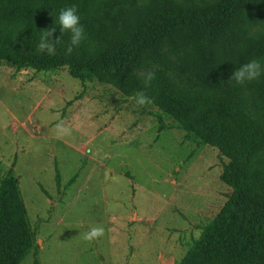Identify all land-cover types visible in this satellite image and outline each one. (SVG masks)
<instances>
[{"label":"rangeland","instance_id":"obj_1","mask_svg":"<svg viewBox=\"0 0 264 264\" xmlns=\"http://www.w3.org/2000/svg\"><path fill=\"white\" fill-rule=\"evenodd\" d=\"M256 26L248 22L243 36ZM172 67L162 49L134 72L172 75ZM57 114L71 136L56 138ZM155 114L151 103L137 106L104 80L81 84L66 67L0 63V176L13 168L37 231L17 264L180 262L231 194L219 178L227 160L184 142L165 117L160 130ZM93 226L105 234L87 243Z\"/></svg>","mask_w":264,"mask_h":264},{"label":"trees","instance_id":"obj_2","mask_svg":"<svg viewBox=\"0 0 264 264\" xmlns=\"http://www.w3.org/2000/svg\"><path fill=\"white\" fill-rule=\"evenodd\" d=\"M72 5L86 39L66 55L70 34L59 31L57 17ZM260 20L264 0H0V63L18 71L66 67L81 84L104 80L124 97L145 91L160 130L165 117L184 142L227 160L219 178L231 194L178 264H264V73L244 85L228 81L252 59L264 64ZM248 22L257 29L243 36ZM51 27L55 53L35 52ZM162 49L174 74L154 69L145 88L134 69ZM36 238L10 167L0 176V264H17Z\"/></svg>","mask_w":264,"mask_h":264},{"label":"clouds","instance_id":"obj_3","mask_svg":"<svg viewBox=\"0 0 264 264\" xmlns=\"http://www.w3.org/2000/svg\"><path fill=\"white\" fill-rule=\"evenodd\" d=\"M57 22L60 32H68L70 34L69 43L65 47V54L71 55L73 50L86 39L85 28L80 23L77 5L61 9L57 17ZM55 32L56 27H51L40 32V39L37 42L39 52L49 55L55 53V46L58 42V38L54 39ZM262 73H264V64L257 59H252L240 67L235 68L228 81L235 82L236 85H244L247 82L258 79ZM140 75L143 78L145 88H147L155 78V70L141 71ZM129 99L134 100L135 104L141 107L152 103L151 98L146 95L145 91H138L134 96L129 97ZM53 119L57 120L54 126V133L57 139L71 136L72 129L63 120L59 119L58 114ZM104 234L105 229L103 226H93L83 234L82 238L85 242L91 243L101 238Z\"/></svg>","mask_w":264,"mask_h":264}]
</instances>
